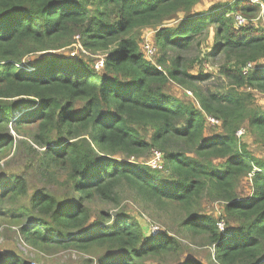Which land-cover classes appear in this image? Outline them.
<instances>
[{"label":"trees","instance_id":"1","mask_svg":"<svg viewBox=\"0 0 264 264\" xmlns=\"http://www.w3.org/2000/svg\"><path fill=\"white\" fill-rule=\"evenodd\" d=\"M200 1L0 0V160L13 145L11 123L43 149L40 171L62 192L38 189L24 202L22 177L0 179V217L17 225L27 245L74 250L88 264H204L180 259L179 237L146 234L124 209L113 217L93 212L96 203L118 208L127 190L174 218L177 235L204 237L210 264H264V158L243 140L250 135L264 147V108L253 105L264 96V26L255 20L263 3L233 0L198 12ZM147 28L156 63L137 39ZM203 32L212 35L209 55L219 58L226 89L204 92L211 73L201 61L191 73L181 59ZM71 44L106 52L105 74L50 53ZM169 51L178 55L167 67ZM31 56L39 59L26 62ZM169 82L191 99L168 93ZM207 123L221 132L206 135ZM141 129L150 130L148 140ZM153 151L161 169L140 161ZM203 200L217 214L202 211ZM10 201L20 203L9 209ZM0 264L24 261L0 253Z\"/></svg>","mask_w":264,"mask_h":264},{"label":"rangeland","instance_id":"2","mask_svg":"<svg viewBox=\"0 0 264 264\" xmlns=\"http://www.w3.org/2000/svg\"><path fill=\"white\" fill-rule=\"evenodd\" d=\"M232 1L233 0H201L196 5L195 9L198 12L206 11L214 4ZM253 1L262 2L264 6L263 0ZM258 17V20L255 19L256 23L264 26V12H260ZM177 22V20H170V22L166 25L174 26ZM210 32L212 31L210 30ZM153 34L154 32L152 29H143L138 33L137 39L140 49L144 52L145 57L149 61L156 63V60L160 55L158 50L156 49L153 51V55L150 56L146 54L145 49L142 47L145 42H148L150 45L153 44ZM204 34L205 33L203 32V34L199 36L200 39L194 42L187 51L180 53L181 59L185 65L192 64V67L189 69L191 73L195 74L198 71V64H196L198 61H201L203 64V71H209L211 73V77L200 84L204 92L207 90L215 91L218 89H226L229 85H227V82L224 79L217 76L216 73V68L220 60L218 57H211L209 55L213 41L212 35L206 39V35ZM50 53L64 59L74 60L76 63H84L96 74H105L103 69V60L106 52H91L85 49L82 45L71 44L70 46L51 51ZM177 55L178 53L172 51L167 52L165 63L167 67L170 65V61ZM37 57L31 56L26 58L25 61L34 64L37 59H39ZM158 66L163 68L160 65ZM164 88L168 91V93L175 95L176 97L181 96L184 99H188L190 97L189 99H191L190 94L184 92V89L173 82H169ZM253 105L264 108V106H262L264 105V96H254ZM77 107H81V105L77 104ZM13 115L16 116L17 113H13ZM9 131L13 137V145L9 154L0 160V179H9L16 176L22 177L25 181L26 192L25 195L22 196L21 201L24 200V202H26L30 195L38 189H45L52 193L61 194L62 192L58 191L55 180H49V177L47 175H42L40 171L38 161L40 153L43 149L33 144L28 136L20 135L11 123L9 125ZM220 132L221 130L218 126L208 123L206 124V135L219 134ZM141 133L146 140H148L151 132L149 129H141ZM53 137H55V134ZM243 140L245 141L247 149L253 155L264 158V147L259 141L255 140L250 135H246ZM152 160V155L146 154L140 161H143L148 166H151L150 163ZM156 169H161V164L160 167ZM248 185L249 183H247L246 180H241L239 190L242 194H246L248 192ZM206 201L207 200L202 201V211H207L212 214L214 213V215L217 214L216 212L218 207L214 206L212 202ZM19 203L20 202L10 201L6 204V207L11 209ZM93 209V212L99 210L106 211L112 217L117 209H124L128 214L136 218L146 234L149 232L155 234L167 233L168 235L179 237L178 239L182 242L180 249L184 252L179 257L180 259L184 257V255H187L203 262L204 264H210L209 254L212 253L213 249L211 245H208V242L204 237L188 239L182 235H177L174 218L162 212H158L150 205H144L142 202L135 200L132 194L128 193L127 190L122 192L118 208L111 204L101 205L96 203ZM0 253L4 255H17L22 258L24 264H88L83 261L87 257L82 256L79 252L74 250H63L55 253H43L35 250L22 240L17 225L2 217H0ZM169 260L168 264H172Z\"/></svg>","mask_w":264,"mask_h":264},{"label":"built area","instance_id":"3","mask_svg":"<svg viewBox=\"0 0 264 264\" xmlns=\"http://www.w3.org/2000/svg\"><path fill=\"white\" fill-rule=\"evenodd\" d=\"M263 12H264V6H263V4H261V13H263ZM235 22H236V25L237 26L238 25H241L244 22V18L242 16H240V15H236L235 16ZM143 47H144L147 55H150V56L153 55V53H154L153 51H155V48H153L150 44H148V42H145V44L143 45ZM249 68H250V64H247V67H246L245 70H247ZM209 120L212 123H216L217 122V121H215L214 119H211V118ZM242 132H243L242 130H239L237 132V134L240 135ZM152 158H153V160L150 163V165H151L150 167L153 168V169H156V168L160 167V164H161V156H160V153L157 152V151H153ZM218 227L220 229H222V223L218 224ZM151 234H155V233H151Z\"/></svg>","mask_w":264,"mask_h":264}]
</instances>
